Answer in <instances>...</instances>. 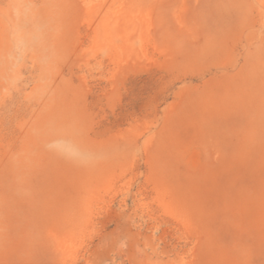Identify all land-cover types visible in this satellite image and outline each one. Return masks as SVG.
<instances>
[{"label": "rangeland", "instance_id": "374dc122", "mask_svg": "<svg viewBox=\"0 0 264 264\" xmlns=\"http://www.w3.org/2000/svg\"><path fill=\"white\" fill-rule=\"evenodd\" d=\"M0 264H264V0H0Z\"/></svg>", "mask_w": 264, "mask_h": 264}]
</instances>
